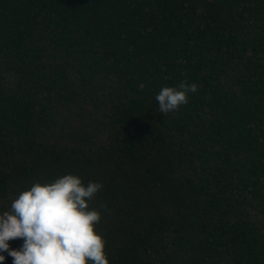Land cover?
Returning <instances> with one entry per match:
<instances>
[{"label":"trees","instance_id":"obj_1","mask_svg":"<svg viewBox=\"0 0 264 264\" xmlns=\"http://www.w3.org/2000/svg\"><path fill=\"white\" fill-rule=\"evenodd\" d=\"M66 174L109 264H264V0H0V212Z\"/></svg>","mask_w":264,"mask_h":264},{"label":"clouds","instance_id":"obj_2","mask_svg":"<svg viewBox=\"0 0 264 264\" xmlns=\"http://www.w3.org/2000/svg\"><path fill=\"white\" fill-rule=\"evenodd\" d=\"M197 91L198 85L186 79L163 87L155 97L158 111L178 112ZM102 189L101 182L85 185L79 175L66 174L20 192L0 212V264L3 253L12 264H109L107 241L97 228L102 214L91 206ZM16 239L24 241L19 249L9 243Z\"/></svg>","mask_w":264,"mask_h":264}]
</instances>
